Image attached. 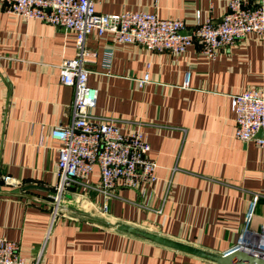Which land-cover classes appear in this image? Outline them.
<instances>
[{
	"label": "crops",
	"instance_id": "1",
	"mask_svg": "<svg viewBox=\"0 0 264 264\" xmlns=\"http://www.w3.org/2000/svg\"><path fill=\"white\" fill-rule=\"evenodd\" d=\"M94 1L102 13L140 9L191 25L197 11L201 20H220L229 0ZM85 45L87 82L98 90L91 115L143 130L157 180L114 188L102 211L96 166L66 191L50 224L59 146L50 132L70 120L73 99L58 65L74 55L75 33L0 3V175L17 180L0 182V236L18 241L28 259L41 251V264H219L109 222L218 253L236 245L245 227L264 225V147L235 137L230 107L232 94L264 87V36L250 32L215 58L197 42L173 54L113 42L109 33L91 32ZM145 72L149 79L139 84Z\"/></svg>",
	"mask_w": 264,
	"mask_h": 264
},
{
	"label": "built area",
	"instance_id": "2",
	"mask_svg": "<svg viewBox=\"0 0 264 264\" xmlns=\"http://www.w3.org/2000/svg\"><path fill=\"white\" fill-rule=\"evenodd\" d=\"M0 3L7 12L62 26L75 33L74 55L58 65L59 80L73 87V99L70 120L53 125L50 132L59 141L57 181L49 194L50 224L61 212L66 191L96 166L98 190L104 195L102 211L106 210L114 188H139L157 180L156 162L148 155L150 145L143 130H125L116 118L97 119L91 115L98 90L87 82L86 57L91 52L85 38L89 33L95 32L98 36L109 33L113 42L140 43L149 49L173 54L183 53L187 46L197 42L200 52L210 58L250 32L264 36L262 0H229L227 10L218 21L201 20L197 11L191 25L183 18L160 17L154 11L140 9L98 12L94 0H0ZM105 53V65L109 66L111 51ZM187 78L188 72L186 82ZM148 79L149 74L145 72L139 84ZM230 107L234 113L235 137L244 142L254 140L264 147V87L249 86L232 94ZM260 129L262 135H257ZM0 182L17 184L9 174H1ZM236 245L264 257V225L254 231L245 227ZM0 264H41V251L28 259L20 252L18 241L0 236Z\"/></svg>",
	"mask_w": 264,
	"mask_h": 264
},
{
	"label": "water",
	"instance_id": "3",
	"mask_svg": "<svg viewBox=\"0 0 264 264\" xmlns=\"http://www.w3.org/2000/svg\"><path fill=\"white\" fill-rule=\"evenodd\" d=\"M182 33L185 31L182 30ZM257 135H262L261 129ZM109 224L120 231L138 235L219 264H264L263 256L246 249L243 245H234L226 251L218 253L121 221L109 222Z\"/></svg>",
	"mask_w": 264,
	"mask_h": 264
}]
</instances>
